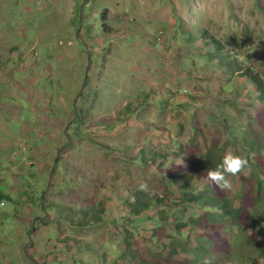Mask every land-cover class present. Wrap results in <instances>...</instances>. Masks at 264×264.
<instances>
[{"label": "trees", "instance_id": "obj_1", "mask_svg": "<svg viewBox=\"0 0 264 264\" xmlns=\"http://www.w3.org/2000/svg\"><path fill=\"white\" fill-rule=\"evenodd\" d=\"M188 1L182 0L185 6ZM227 7L240 35L214 38L179 19L160 25L165 47L180 59L172 87L163 85V72L152 62L157 57L149 56L142 72L131 73L127 97L132 100L113 119L85 127L86 117L73 104V139L89 144L113 167L101 179L98 173L75 172L73 196L75 188H85L80 196L89 207L75 203L65 210L48 204L58 214L57 228L61 222L69 230L66 237L45 242L51 264H264L263 54L252 41L243 42L253 30L239 24L229 1ZM251 8L264 20V0H251ZM255 37L264 43V34ZM91 66L89 60L84 88ZM151 108L157 115L167 110L173 119L184 115L187 140L181 139L182 119L161 126L145 120ZM197 111L207 115L217 139L207 143L194 127ZM153 137L163 139L162 150H155ZM226 152L246 158L248 167L229 177L232 189L221 192L205 174ZM57 163L58 158L52 177L58 175ZM81 230H92L100 246L77 239Z\"/></svg>", "mask_w": 264, "mask_h": 264}, {"label": "rangeland", "instance_id": "obj_2", "mask_svg": "<svg viewBox=\"0 0 264 264\" xmlns=\"http://www.w3.org/2000/svg\"><path fill=\"white\" fill-rule=\"evenodd\" d=\"M227 1L239 24L253 30L249 39L241 35L243 42L255 43L264 61V43L255 40L264 34V20L251 0H191L187 6L182 0H0V264H51L45 259V242L62 239L69 230L61 222L57 228L58 214L48 204L65 210L75 203L89 207L80 196L85 188H75L73 196L75 172L98 173L101 179L112 170L93 147L73 139V104L86 117L85 127L113 119L132 100L127 97L131 73L142 72L150 57H157L152 62L163 72V85L172 87L180 59L165 47L160 25L179 19L214 38L240 35ZM89 60L94 66L84 88ZM259 71L264 82V68ZM193 116L207 143L217 139L205 113ZM143 118L158 126L182 119L181 139L189 137L182 114L173 119L167 110L157 115L151 108ZM153 138L155 150H162L163 139ZM56 158L58 175L52 177ZM77 239L100 246L101 238L92 230L79 231Z\"/></svg>", "mask_w": 264, "mask_h": 264}, {"label": "clouds", "instance_id": "obj_3", "mask_svg": "<svg viewBox=\"0 0 264 264\" xmlns=\"http://www.w3.org/2000/svg\"><path fill=\"white\" fill-rule=\"evenodd\" d=\"M248 167L246 158L226 152L215 168L206 170L205 179L221 192L230 191L233 187L229 177H234L244 172Z\"/></svg>", "mask_w": 264, "mask_h": 264}, {"label": "water", "instance_id": "obj_4", "mask_svg": "<svg viewBox=\"0 0 264 264\" xmlns=\"http://www.w3.org/2000/svg\"><path fill=\"white\" fill-rule=\"evenodd\" d=\"M86 79H87V77H86V70H85V71H84V79H83V84H82V86H84V83H85ZM72 114H73V115L75 114V108H74V107L72 108Z\"/></svg>", "mask_w": 264, "mask_h": 264}]
</instances>
